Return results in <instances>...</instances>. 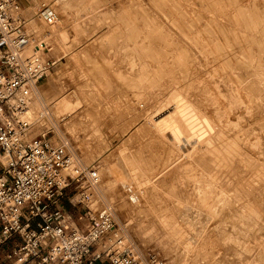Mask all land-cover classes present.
I'll use <instances>...</instances> for the list:
<instances>
[{"label":"rangeland","instance_id":"1","mask_svg":"<svg viewBox=\"0 0 264 264\" xmlns=\"http://www.w3.org/2000/svg\"><path fill=\"white\" fill-rule=\"evenodd\" d=\"M60 1L53 6L63 8L56 24L62 30H31L55 60L48 74L53 94L49 78L41 81L27 117L36 118L40 101L53 112L50 120L34 121L31 137L46 132L97 168V202L111 199L116 228L148 264H264V36L254 20L264 0H240L258 11L246 21L231 0ZM205 47L258 49L257 84L237 89L251 71L232 66L227 73V64L203 55ZM213 58L219 69L210 66ZM176 99L188 106L176 115L178 123L188 122L179 142L156 125L157 111L172 109ZM215 132L227 141H215ZM228 141L245 159H224L223 168L216 159L224 154L215 148ZM135 190L138 204L131 209L128 195ZM74 193L71 186L61 201L70 222L81 212L68 200ZM3 253L0 264H7Z\"/></svg>","mask_w":264,"mask_h":264},{"label":"built area","instance_id":"2","mask_svg":"<svg viewBox=\"0 0 264 264\" xmlns=\"http://www.w3.org/2000/svg\"><path fill=\"white\" fill-rule=\"evenodd\" d=\"M19 2L0 0V246L19 238L3 260L148 264L116 228L112 206L97 202V168L80 162L65 143L46 132L31 137L37 119H29L27 112L55 60L46 43L28 30ZM36 15L50 23L55 18L45 5ZM48 114L44 108L38 117ZM71 186L75 193L68 200L81 207L76 222H70L61 204Z\"/></svg>","mask_w":264,"mask_h":264},{"label":"bare ground","instance_id":"3","mask_svg":"<svg viewBox=\"0 0 264 264\" xmlns=\"http://www.w3.org/2000/svg\"><path fill=\"white\" fill-rule=\"evenodd\" d=\"M232 1V3L235 5V7H236V9H238V12H240L239 13V17L241 18V20L242 21H246L245 20V16L246 15H248L249 14V11H254V12H256L255 13V15H257V12L258 11H256V9L255 8H250V9H247V7L246 6H240V0H231ZM243 1V0H242ZM198 5H201V3L200 4H198ZM231 5V4H230ZM202 6V5H201ZM235 9V8H234ZM237 11V10H236ZM244 12H248V13H244ZM230 18V17H229ZM229 18H228V20H229ZM231 19H232V17H231ZM233 20V19H232ZM254 20H255V22H257V23H259V35H261V36H264V8H259V17L258 16H254ZM247 38V37H246ZM246 41H248V42H250L249 40H246ZM248 42H244L245 44H248ZM261 45V47H262V44H260L259 43V46ZM198 48V47H197ZM203 48V47H202ZM199 50V49H198ZM197 50V51H198ZM262 51H261V54H262V56H263V58H264V47H262V49H261ZM194 51V50H193ZM196 52V51H195ZM208 52V53H207ZM209 52H210V56H212V57H216V58H218V60L220 59V61L221 62H223V64L225 63V64H227L226 66H224L223 65V68L224 69H228L229 70V72H227V73H231V68H232V66H235V68L236 69H238L239 71L238 72H240V71H245V72H249V71H251V72H249V73H251V74H247L248 76L249 75H252L253 77L252 78H250V79H247L248 81H246L245 83H244V81L245 80H243L241 77V79L243 80V82L241 81V83L239 82V84L238 85H240V87H238L237 89H239L240 88V90L242 89V90H244L245 88H248L249 86L251 87L252 85H250V84H248V82H250V83H254V85L255 84H257V81H258V79H259V69H258V64L261 62V60H259L260 62L258 63V62H256V60H257V58H258V56H259V50L258 49H256V48H254V47H205V50L203 51V55H206V54H208L209 55ZM199 55H202V53L201 54H199ZM198 55V56H199ZM210 56H209V58H210ZM199 57H201V56H199ZM206 58V57H205ZM213 58V59H214ZM203 58H201V60H202ZM208 59V58H207ZM210 60H212L211 58H210ZM129 61V60H128ZM200 61V60H199ZM207 62H208V60H206ZM220 61H216V59H214L213 61H210V63H211V67L212 66H214V68H217V69H219L218 68V66H217V63H219ZM192 62V61H191ZM190 62V63H191ZM193 62H196L195 60L193 61ZM202 62V61H201ZM57 63V62H56ZM61 63V62H60ZM63 63V62H62ZM65 63V62H64ZM63 63V64H64ZM203 63V62H202ZM199 64H200V62H199ZM198 64V65H199ZM205 64V63H204ZM192 65V64H191ZM59 66V65H58ZM132 66V65H131ZM200 66V65H199ZM203 66V64L201 65V67ZM60 67V66H59ZM205 67V66H204ZM231 67V68H230ZM57 68V67H56ZM197 68H198V66H197ZM209 67H207V69H208ZM194 69V68H193ZM199 69H200V67H199ZM198 69V71H200ZM205 69H206V67H205ZM231 69V70H230ZM234 69V68H233ZM227 70V71H228ZM196 71V70H195ZM204 71V70H203ZM207 71V70H206ZM217 71H220V70H217ZM221 71H222V69H221ZM220 71V72H221ZM209 72V71H208ZM213 72H214V70H213ZM223 72H224V70H223ZM204 73H205V71H204ZM212 73V72H211ZM216 73V72H215ZM222 73V72H221ZM225 73H226V71H225ZM198 74H200V73H198ZM217 74V73H216ZM241 74H243V73H241ZM213 75H215V74H213ZM220 75V74H219ZM228 75H231V74H228ZM228 75H226V78L228 77ZM236 75L238 76L239 74L238 73H236ZM210 76V75H209ZM242 76V75H241ZM214 77H216V76H213V78ZM223 77V76H222ZM231 77L233 78V74L231 75ZM231 77H230V79H231ZM234 77H235V75H234ZM217 78V77H216ZM224 79H223V81L225 80V77H223ZM245 78V77H244ZM248 78V77H247ZM228 79H229V77H228ZM228 79H227V81H228ZM236 78H234L233 80H235ZM212 80H214V79H212ZM216 80H218V79H216ZM233 80H231V81H233ZM226 81V80H225ZM226 81V82H227ZM237 81H240V80H236V82ZM211 82H213V81H211ZM216 82V81H215ZM235 82V85H237V83ZM219 84V83H218ZM231 84H233V83H230V85ZM216 85V84H215ZM221 85V84H220ZM222 85H224V84H222ZM226 85H228V84H226ZM229 85V86H230ZM214 86V85H213ZM216 86H218V85H216ZM232 86H234V84L232 85ZM47 87V86H46ZM221 87V86H220ZM214 88V87H213ZM212 88V89H213ZM229 88V87H228ZM236 88V87H235ZM235 88H233V90H235L236 92H238ZM230 92L233 94V91H232V87L230 86ZM220 90H222V89H220ZM225 90V89H224ZM226 90H227V88H226ZM239 90V91H240ZM241 90V91H242ZM38 91H39V88L36 90V94H35V96L33 97V99L35 100V99H38L39 97H37V94H38ZM214 91V90H213ZM223 91V90H222ZM240 91V92H241ZM46 92V91H45ZM219 92V91H218ZM218 92H216V93H218ZM214 93V92H213ZM216 93H214V94H216ZM226 93V92H225ZM213 94V95H214ZM228 93H226L224 96H226ZM216 95H218V94H216ZM220 95H221V93H220ZM219 96V95H218ZM222 96V95H221ZM221 96H219V97H217V99H219V102H220V98H222ZM228 96H230V95H228ZM233 96L234 97H236V99L238 98V96H236L235 94H233ZM212 97V96H211ZM231 97V96H230ZM233 97V98H234ZM228 98V97H227ZM226 98V99H227ZM50 99V98H49ZM52 99V98H51ZM212 99H215V98H212ZM224 99H225V97H224ZM230 99V98H229ZM232 99V98H231ZM243 99H244V97L243 96H240V99H239V101H240V104H242L244 101H243ZM235 99H233V101H234ZM48 101V100H47ZM53 101H54V99H53ZM53 101H51L50 100V102H53ZM215 101V100H214ZM229 101V100H228ZM49 102V101H48ZM217 102V101H216ZM218 102V103H219ZM236 102V101H235ZM226 103H228L227 101H226ZM56 104V103H55ZM220 104V103H219ZM221 104H223V101L221 102ZM229 104H231V103H229ZM234 104V103H233ZM31 105H33V103L31 104ZM224 105H226V104H224ZM228 105V104H227ZM238 105V104H237ZM236 105V106H237ZM34 106V105H33ZM32 106V107H33ZM39 106H40V111H38L37 109H35V111H34V114H35V116H36V118L35 119H37L38 118V116H37V114H39V112H42V111H44V103H43V101L41 102L40 101V104H39ZM50 106H52V103H51V105ZM217 106V105H216ZM215 106V107H216ZM221 106V105H220ZM223 106V105H222ZM221 106V107H222ZM235 106V105H234ZM31 107V106H30ZM53 107V106H52ZM221 107H220V110H221ZM188 108V106H185V103L182 101V100H180V99H176V101H175V105H174V107L172 108V109H162V110H160V109H158V110H160V111H157L158 113V115H157V122H156V125H157V129L158 130H160V132H162V134H164V133H166L165 132V130H168V137H169V139H171V140H176V141H181V139H182V130H183V128H184V126L186 127L187 126V124H188V122L187 123H178V121H177V119H176V115L177 114H179V117L181 118V117H183L184 115H185V110ZM218 108V107H217ZM223 108H227V107H223ZM223 108H222V112H224V111H228L227 109H225L224 111H223ZM30 109H32V108H30ZM214 109V111H215V108H213ZM37 110V111H36ZM49 110V114L47 115V116H45L44 117V120H46L45 118L47 117V119L48 120H50V116H51V111H52V109L51 108H49L48 109ZM219 111V110H218ZM29 112V111H28ZM28 112H27V114H28ZM38 112V113H37ZM53 112V111H52ZM70 112V111H69ZM74 113V112H73ZM70 114H72V113H70ZM220 114V113H219ZM237 114V113H236ZM65 115V114H64ZM228 115H229V113H228ZM238 115V114H237ZM29 116V118L30 119H32V120H35L34 118H32L33 117V115L31 114V115H28ZM221 116V115H220ZM222 117V116H221ZM221 117H220V119H221ZM226 118H227V116H226ZM229 118V117H228ZM227 118V119H228ZM187 119L189 120V117H187ZM222 119H224V118H222ZM232 119V118H231ZM38 120H40V119H38ZM43 120V121H44ZM229 120V119H228ZM47 121V120H46ZM67 121V120H66ZM193 119H191L190 120V122H189V124L190 125H192L193 124ZM225 123V122H224ZM229 123V122H228ZM226 124V123H225ZM62 125V124H61ZM227 125V124H226ZM225 125V126H226ZM62 126H60V128H61ZM63 128V127H62ZM192 128H194V127H192ZM193 131V130H192ZM164 132V133H163ZM192 134V133H191ZM219 133H214V135H215V141H218V143H220V142H224V141H227L226 139H222V138H219L217 135H218ZM166 136V137H167ZM184 137V136H183ZM184 138H187V137H184ZM58 140V138L55 140V141H57ZM186 142H187V139L185 140ZM189 141H191V140H189ZM188 141V142H189ZM217 144V143H216ZM221 144V143H220ZM219 144V145H220ZM184 146V145H183ZM215 146V145H214ZM216 147V146H215ZM216 149V151L217 152H219L218 154H220V155H223V157L221 158V159H216L217 161H216V163L220 166V167H223V168H225V166L224 165H226L227 164V162L226 163H224L225 162V160H228L229 161V164L231 163V161L232 160H234V159H238V161H241V162H243L244 161V159H243V157L241 156V148H239L233 141H228V142H225V144H222V145H220L219 147H217V148H215ZM214 151V150H213ZM215 151V152H216ZM245 153V152H244ZM217 154V155H218ZM248 156V155H247ZM225 159V160H224ZM221 160V161H220ZM214 161V160H213ZM247 162H249V163H251V164H255L254 162V160H251V159H247L246 160ZM216 163H214L215 165H217ZM222 165V166H221ZM227 166V165H226ZM223 170V169H222ZM221 170V171H222ZM225 170V169H224ZM223 170V171H224ZM126 186V185H125ZM97 187H98V184L96 185V193L98 194V197L100 198V196H99V190L97 189ZM139 195V192H137L136 190H135V192H131L130 193V195H128V201L130 202V207H128V208H134V206L136 205L137 206V204H138V196ZM101 199V198H100ZM103 200V199H102ZM107 201H105V199L103 200L104 201V203H106L107 205H110V206H112V203H110L111 202V199H106ZM102 201V202H103ZM136 203V204H135ZM132 204H134V205H132ZM115 206V205H114ZM135 206V207H136ZM116 207V206H115ZM115 209V208H114ZM115 211V210H114Z\"/></svg>","mask_w":264,"mask_h":264},{"label":"crops","instance_id":"4","mask_svg":"<svg viewBox=\"0 0 264 264\" xmlns=\"http://www.w3.org/2000/svg\"><path fill=\"white\" fill-rule=\"evenodd\" d=\"M53 1L61 2L60 0H20L19 13L22 18L27 20V26L30 31L31 30L36 31L33 28L35 27V25L39 28V30L46 31L47 34H50L49 32L50 30H56L58 28L59 30H62L63 27L62 26L58 27V25L56 26V24H59V22L64 19L63 16H61L64 14V11L61 6H58V8L57 7L55 8L53 6ZM43 5L47 6L49 10L52 11L55 17V22H52V23H48L47 21L45 22L42 19H40L38 15L35 14L38 11V9H40ZM61 72L62 71H59V73ZM52 79H53L52 76H48V75L43 79V80H47L45 85H47L46 89H48V86H49V89H50L49 94H53L52 93V87H53L52 82L54 83V81ZM55 93L57 92L54 91V94ZM18 241H19V238L14 237L8 243L1 245L0 249L5 253L8 249H10ZM4 253H3V257H4Z\"/></svg>","mask_w":264,"mask_h":264}]
</instances>
